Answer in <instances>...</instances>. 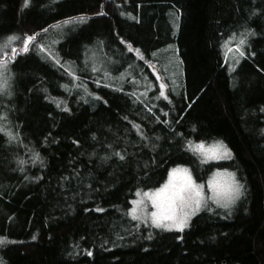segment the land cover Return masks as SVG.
Masks as SVG:
<instances>
[{"label":"trees","instance_id":"16d2710c","mask_svg":"<svg viewBox=\"0 0 264 264\" xmlns=\"http://www.w3.org/2000/svg\"><path fill=\"white\" fill-rule=\"evenodd\" d=\"M241 32L230 71L223 46ZM12 35L33 39L14 59L5 48L0 264H264V0H0V45ZM170 44L181 72L162 89L149 62ZM92 51L133 77L106 83ZM200 142L231 155L205 160ZM176 166L202 183L230 170L243 195L206 202L183 231L134 219L136 193Z\"/></svg>","mask_w":264,"mask_h":264},{"label":"rangeland","instance_id":"374dc122","mask_svg":"<svg viewBox=\"0 0 264 264\" xmlns=\"http://www.w3.org/2000/svg\"><path fill=\"white\" fill-rule=\"evenodd\" d=\"M59 26H57V27H59ZM57 27L55 28V30H52L50 36L45 40V42L48 43L49 45H52L55 41L58 42L60 40V38L70 34L74 30L71 26L63 25L62 28L64 29V32L62 33L61 31H59V29ZM24 39L25 38L12 41L11 43L8 44L7 50L12 49L13 47L16 49L17 44H21L20 48H21V50H23ZM241 39L244 40L243 44L240 43ZM246 40H247L246 32H241V33L235 34V38H233V35H232L224 44L223 50H224V53L226 56L225 58H227V61L229 63L230 71H233L232 70V69H234L233 67H235V65L238 62V59L242 56L241 52L242 53L244 52V45H245ZM41 47L45 51L44 53L46 55H49V56L55 55L53 51H51V50L48 51L44 45H42ZM4 51L6 52L5 48H4ZM92 55L93 56L96 55L95 59H96V63H97V64L95 63L93 65V69H95L97 72L102 74V78L105 80L106 83L110 84L112 82V83L116 84L117 86H122V84L124 83L123 81H125V79H127L128 77H131V78L133 77V73L130 70H127L121 74L124 76L110 75V69L113 65L111 63H109V65L107 67V64H108L107 62H103L101 64V62H99V59L97 57V56L101 55L100 52L92 51ZM157 59L160 61V63L162 62V65H163L162 67H160L159 63L155 60L153 63L149 62V64L151 66L152 71L155 73V77L159 81L160 86L164 85V88H166L168 85H170V83L167 81L168 77H170V78L172 77L173 81L175 83H177L178 77L177 76L175 77V75L178 72L179 73L181 72V63H180L178 53L174 51V47L171 45L170 47L166 48V50H163L162 54L159 55ZM8 65H9V61L6 65V67H0V73H3V78L6 81L8 78V80L10 82V78H11L10 71H11V69L8 67ZM92 71H94V70H92ZM5 73H7V76H5ZM72 76H73V80H72L73 81V83H72L73 90L71 92H73V91L76 92L77 90L81 91L82 90V87L80 85L81 84V78L79 76H77L76 74H72ZM143 77L146 80V78H147L146 75H143ZM144 82H146V81H144ZM144 82H142V83H144ZM164 88H162V89H164ZM7 96H8V84H7V87L5 89L0 90V107L2 104L5 103L4 101L6 99H8ZM0 114L3 116V118L5 120L7 119V112L6 111L0 109ZM201 143H203V142L195 143L192 145V147L199 154H201V156H203L205 160L217 161V160H222V159H225L228 157V156H222L220 159H208L203 154L202 151H198L196 149V145L201 144ZM216 143L217 142L203 143V144L205 146V149H209L213 145H215ZM173 170H177V171L174 172ZM229 173L234 174L235 180L239 181L234 172H232L230 170L216 169L213 172H211V174L208 176L206 182L202 183V182L197 181L193 172L188 167L176 166L170 170L166 181L161 186H159L155 189H152V190L138 191L137 193H139V195H137V193H136V197L133 199V201H138L140 203L134 204L132 201V208H131L132 216H133V209H135L136 210L135 215L137 217H139L137 220L141 221L144 224L155 226L152 223L151 214L153 212H156L157 208H155L152 205L151 200L149 199L148 196L145 195V193L155 194L158 189L164 188V186L169 184L170 182L179 185L184 181V179L187 176H190L195 185L202 186L200 188V191L202 192L203 200H202V203H201V206L199 207V209H197L194 213H192L188 217V223H189V220L192 219V217L195 214H197L204 207L206 202H209V201L213 202V200L210 199V197L213 196V191H212V187L210 185V182L215 181L217 183H222V184L227 183L231 179L228 175ZM214 204H216V203H214ZM233 204H231L230 206H232ZM177 211L179 212L180 209H177ZM184 211L191 212L192 210H191V208H188V209H185ZM163 223H170V221H164ZM157 228L163 229V230H178L176 228H164V227H157Z\"/></svg>","mask_w":264,"mask_h":264},{"label":"snow or ice","instance_id":"6c2138e0","mask_svg":"<svg viewBox=\"0 0 264 264\" xmlns=\"http://www.w3.org/2000/svg\"><path fill=\"white\" fill-rule=\"evenodd\" d=\"M30 0H25L27 5ZM254 34V33H253ZM235 38V34H233ZM19 37L15 35L9 36L7 42L3 45H0V67H6L8 63V53L4 52L3 49L8 47V44L12 41L18 40ZM33 37L27 36L24 39V51H27V45L32 41ZM240 43L243 44L244 40L241 39ZM129 50H132L131 45H129ZM139 53V49H136ZM17 52L13 47L11 49V57L15 58ZM241 55L243 53L241 52ZM143 59V56H141ZM7 87V81L3 78V73H0V90H3ZM161 88H164V85H161ZM165 99L168 97L165 95ZM0 131H4L0 129ZM11 137V133H5ZM198 151H202L203 154L208 159H220L222 156H230V150L223 144V142H217L209 149H205L203 143L196 145ZM222 150V151H221ZM123 159V157H121ZM174 172L177 170H173ZM186 171V170H185ZM219 175V174H218ZM231 178L227 183H217L215 181L210 182L212 187L213 196L210 199L213 200L217 205L227 209L233 204L237 199L243 195V185L236 181L234 174L229 173ZM202 186L195 185L190 176H187L184 181L177 185L172 182L165 185L164 188L158 189L155 194L145 193L146 196L152 202V205L157 208L156 212L151 214L152 223L156 227L164 228H176L180 231L187 226L188 217L194 213L201 206L203 195L200 191ZM139 195V193H137ZM134 204L140 203L138 201H133ZM191 208V212L184 211L185 209ZM177 209H180L178 212ZM136 210L133 209V218L138 219L135 215ZM164 221H170V223H163ZM35 239V237H33ZM91 255V253H89Z\"/></svg>","mask_w":264,"mask_h":264}]
</instances>
